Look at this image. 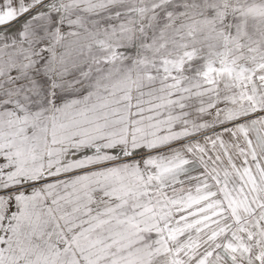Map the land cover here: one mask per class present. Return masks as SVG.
Listing matches in <instances>:
<instances>
[{"label": "snow or ice", "instance_id": "1", "mask_svg": "<svg viewBox=\"0 0 264 264\" xmlns=\"http://www.w3.org/2000/svg\"><path fill=\"white\" fill-rule=\"evenodd\" d=\"M0 264H264V0H0Z\"/></svg>", "mask_w": 264, "mask_h": 264}]
</instances>
